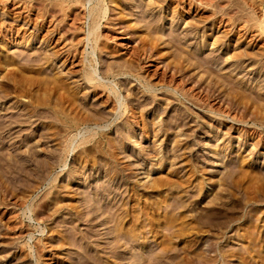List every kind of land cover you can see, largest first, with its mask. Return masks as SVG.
<instances>
[{"label": "rangeland", "instance_id": "rangeland-1", "mask_svg": "<svg viewBox=\"0 0 264 264\" xmlns=\"http://www.w3.org/2000/svg\"><path fill=\"white\" fill-rule=\"evenodd\" d=\"M0 264H264V0H0Z\"/></svg>", "mask_w": 264, "mask_h": 264}, {"label": "bare ground", "instance_id": "bare-ground-1", "mask_svg": "<svg viewBox=\"0 0 264 264\" xmlns=\"http://www.w3.org/2000/svg\"><path fill=\"white\" fill-rule=\"evenodd\" d=\"M201 1V0H200ZM103 14H106V11L103 12ZM98 29V28H97ZM88 80H92V79H88ZM93 81V80H92Z\"/></svg>", "mask_w": 264, "mask_h": 264}]
</instances>
